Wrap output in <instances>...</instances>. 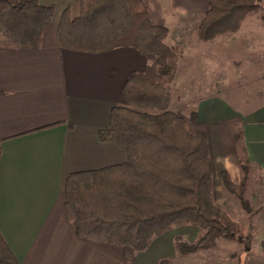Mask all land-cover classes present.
Segmentation results:
<instances>
[{
    "label": "crops",
    "instance_id": "1",
    "mask_svg": "<svg viewBox=\"0 0 264 264\" xmlns=\"http://www.w3.org/2000/svg\"><path fill=\"white\" fill-rule=\"evenodd\" d=\"M38 1L61 13L78 0ZM144 1L153 23L168 29L166 44L180 48L173 85L190 92L194 107L179 111L181 95L170 110L206 134L218 188L223 172L232 184L241 183L243 160L246 194L252 204L263 201L264 36L248 14L237 32L201 41L196 30L210 0ZM149 65L132 47L104 53L63 48L57 23L44 29L38 49L0 48V233L19 264H159L168 256L164 233L126 262L122 247L79 237L63 205L68 175L125 161L124 151L101 142L98 132L108 127L114 107L126 105L122 89L131 73ZM199 75H218L221 83L202 89ZM201 89L205 95L196 94ZM169 245L175 248L173 237Z\"/></svg>",
    "mask_w": 264,
    "mask_h": 264
},
{
    "label": "trees",
    "instance_id": "2",
    "mask_svg": "<svg viewBox=\"0 0 264 264\" xmlns=\"http://www.w3.org/2000/svg\"><path fill=\"white\" fill-rule=\"evenodd\" d=\"M261 1L210 0L197 38L209 41L237 32ZM74 5L79 6L77 14L72 15L69 6L58 20L63 48L104 53L132 47L150 62L146 72L131 73L122 89L126 105L114 107L108 127L98 132L101 142H113L124 151L125 161L72 173L64 181V212L76 234L122 247L126 262H133L165 232L185 225L203 233L192 243L176 236L180 254L212 248L222 237L237 240L248 251L255 214L246 197L248 166L241 161L239 185L232 184L226 172L221 174L224 187L250 220L243 225L215 203L206 134L168 108L169 83L180 55L178 47L165 42L168 29L153 23L144 0H78ZM54 11L38 0H0V48L38 49ZM236 136L239 139L241 131ZM0 264H19L1 233ZM159 264H167L166 259Z\"/></svg>",
    "mask_w": 264,
    "mask_h": 264
},
{
    "label": "rangeland",
    "instance_id": "3",
    "mask_svg": "<svg viewBox=\"0 0 264 264\" xmlns=\"http://www.w3.org/2000/svg\"><path fill=\"white\" fill-rule=\"evenodd\" d=\"M69 9L71 14L75 15L79 10V6L73 5L70 6ZM61 13L55 10L50 23L58 24V20L60 18ZM248 19L249 20L247 21L253 24L254 29L260 30L259 32H261V36H264V25H262V23L264 22L263 0L253 11L250 12ZM200 45L203 50L205 46H203L202 44ZM185 62H187V58L185 59ZM181 78L185 79V87L187 88L190 77H188V75L186 74ZM194 78L196 84L199 85L198 87L201 86L202 89L205 88L206 84L210 85L208 87H217L221 83V77L218 75H210L208 79H206V76L203 75H199L196 77L194 76ZM169 89L171 92V101L172 99H174L175 102L174 105L177 104V102L175 101L176 97L181 95L186 97H184L185 99H181V101L178 102L177 105H182V108L179 111L184 114H188L190 110L194 109V107L189 106V95H191L190 92H180L179 89H177L176 86L173 85V79L169 83ZM202 89L201 91L195 93L197 95H205L206 93ZM174 105L171 104L170 106L169 103L168 108L172 109L174 108ZM258 180H260L258 182H261L262 179H259L258 177ZM216 184L217 182L213 180L212 176V190L214 194L215 203L216 201L220 203V201L223 200L224 205L223 207H220L223 208L234 221L243 225H249L250 220L247 214L240 206V203L238 202L237 198L224 187L222 178L220 179L221 188H218ZM246 197L250 201L249 195L246 194ZM251 205L255 212L253 217L254 241L248 251H246L245 246L237 240L222 237L217 240L215 246L212 248L206 250H199L197 252L188 254H180L175 248L169 245L171 237L175 238L176 236H180L183 240L192 243L197 241V239L203 233V231L197 227L185 225L174 227L170 231L165 232L167 233L165 234V239L167 247L166 252L168 256L163 259H166L167 264H264V199L263 201L261 200L253 202V204L251 203Z\"/></svg>",
    "mask_w": 264,
    "mask_h": 264
}]
</instances>
